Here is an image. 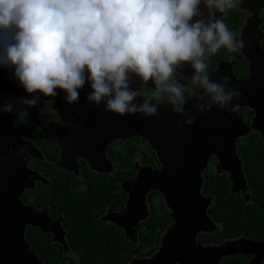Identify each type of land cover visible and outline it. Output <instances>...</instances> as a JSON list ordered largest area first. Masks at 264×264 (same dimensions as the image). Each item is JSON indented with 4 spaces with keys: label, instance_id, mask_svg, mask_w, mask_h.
Returning a JSON list of instances; mask_svg holds the SVG:
<instances>
[{
    "label": "clouds",
    "instance_id": "1",
    "mask_svg": "<svg viewBox=\"0 0 264 264\" xmlns=\"http://www.w3.org/2000/svg\"><path fill=\"white\" fill-rule=\"evenodd\" d=\"M240 3L0 0V68L29 94L17 98L27 108L36 107L41 96L57 97L60 92L66 103H78L87 85L85 99L94 107L103 104L105 111L121 116L158 118L159 106L167 103L170 111L187 117L182 124L191 125L195 116L185 109L187 88L200 90L193 105L198 113L213 106L227 111L242 95L238 85L229 88L213 79L208 65L221 48L240 51L241 44L222 18ZM201 4L207 8L206 21L198 18L203 16ZM184 64L194 69L190 84L176 75ZM133 76L141 82L138 89L132 87ZM149 81L150 94L145 88ZM138 97H143L142 103ZM27 108L14 112L9 100L0 112L23 120L29 115Z\"/></svg>",
    "mask_w": 264,
    "mask_h": 264
},
{
    "label": "flooded vegetation",
    "instance_id": "2",
    "mask_svg": "<svg viewBox=\"0 0 264 264\" xmlns=\"http://www.w3.org/2000/svg\"><path fill=\"white\" fill-rule=\"evenodd\" d=\"M200 10L203 15L207 12L203 4L200 5ZM222 18L229 31L235 34L241 48L234 54L221 48L209 58V71L224 83L245 80L251 72L243 50V40L251 39V47L257 42L259 49L264 52V8L250 9L239 4L223 14ZM187 67L190 65L184 64L181 69ZM193 73L194 71L188 75L184 73L185 84H190ZM176 75L177 78H182L181 73L177 72ZM145 88L150 94L152 86L147 84ZM15 90L23 93V96L29 95L18 85H15ZM89 91L85 85L80 91L79 102L74 104H68L62 99L63 92L57 97L41 96L36 107L27 108L29 115L23 120L11 114L16 128L20 130L22 139L30 150L21 157V177L34 178L32 186H26L19 198L22 205L21 219L27 220L24 236L30 249L43 264H48L49 261L83 264L85 258L94 259L93 251L95 252L94 248L98 245L94 229L105 238L106 243L119 248L116 254L121 253L122 257L126 254L127 245L131 243L133 252L122 262L130 264L137 258L150 256L157 251L162 244L165 229L172 224L171 219L150 244L141 238L140 232L136 242L130 239L127 216L125 219L129 200L126 188L130 187L129 183L137 178L140 170H157L161 165L150 144L142 137H117L106 141V137L101 133L104 131L103 127L107 130L105 126L109 125L103 121L117 119L110 112L102 110L103 104L96 107L90 105L85 99ZM199 93V89L187 88V102ZM235 109L243 121L251 126L257 116V110L250 106H237ZM253 132L263 135L262 131ZM242 139L244 138L240 141ZM238 145L239 155L243 160V173L248 179L247 192L238 188L233 190L231 174L218 166L220 162L215 157L210 159L205 172L212 170L219 176L225 175L230 182L229 191L240 195L246 206L253 203L258 208L259 192L253 183V172L259 171L264 180V169L255 167L247 171L246 161L241 155L240 142ZM205 185L204 173V187ZM203 193L213 197L209 207L211 215L217 197L204 189ZM151 197L153 209L150 210L146 221H142L140 230L153 218L155 203L160 201L164 210L170 213L159 193L155 191ZM80 212L85 215L82 217L84 222L79 220ZM220 228L221 225L217 223V229L200 233L197 240L200 241L203 235L210 236L218 232ZM235 238L204 244H220ZM255 239L264 241V233ZM245 257L248 264L250 256Z\"/></svg>",
    "mask_w": 264,
    "mask_h": 264
},
{
    "label": "water",
    "instance_id": "3",
    "mask_svg": "<svg viewBox=\"0 0 264 264\" xmlns=\"http://www.w3.org/2000/svg\"><path fill=\"white\" fill-rule=\"evenodd\" d=\"M240 5L250 9L264 8V0H241ZM198 18L206 21L208 12ZM243 50L251 73L245 80L225 83L229 88L238 85L242 93L232 101L229 110L213 106L210 111L196 112L193 105L199 93L185 105L188 115L195 116L191 125L182 124L187 117L170 111L168 104L159 106L158 118L110 112L117 121H103L109 125L105 126L107 130L103 127L101 133L106 141L117 137H142L150 144L161 165L157 170H140L126 188L129 200L125 219L127 216L130 239L138 240L142 221H146L152 210L151 194L155 191L164 198L172 219L157 251L130 264H225V258L236 255L250 256L248 264L263 263L264 241L247 236L220 244H204L197 240L200 233L217 229L209 211L213 197L203 193L204 172L210 159L215 157L220 162L218 166L231 174L234 191L238 188L247 192L248 179L243 173L238 143L253 130L262 131L264 135V52L257 42L251 47L249 38L243 40ZM179 71L184 83V73L188 75L194 69L187 67ZM212 77L219 81L213 74ZM140 83L138 77H132L133 88H140ZM148 84L152 86L150 81ZM15 85L8 78V70L0 68V106L11 100L14 110L27 108L19 103L17 98L23 93L15 90ZM137 99L143 102V97ZM237 106L257 110L251 126L243 121L235 109ZM102 110L105 111L104 105ZM28 152L11 114L0 112V264H43L26 241L27 220L21 219L20 193L34 182L33 177H21V157Z\"/></svg>",
    "mask_w": 264,
    "mask_h": 264
},
{
    "label": "trees",
    "instance_id": "4",
    "mask_svg": "<svg viewBox=\"0 0 264 264\" xmlns=\"http://www.w3.org/2000/svg\"><path fill=\"white\" fill-rule=\"evenodd\" d=\"M241 155L245 163L247 171L255 167L264 169V137L257 132H252L248 137L240 141ZM206 185L204 190L213 193L216 199V205L212 210L211 216L216 222L221 225L218 232L212 235H203L200 241L205 242H220L227 238L234 237H258L264 233V180L262 175L257 171L253 172V183L257 188V197H259L260 205L258 208L252 203L249 206L244 204L240 195L229 191V179L223 175L219 176L215 171L205 172ZM153 218L142 227L140 236L143 240L151 243L155 240L157 234L161 231L165 224L171 220L170 213L164 210L162 203L159 201L154 204ZM79 213L80 222H84V217ZM83 217V218H82ZM89 223V221H88ZM95 258L88 260L84 259L83 264H122L123 259L133 252L132 244L127 245V251L124 257L116 254L117 247L106 243L105 238L100 236L96 229ZM148 248V247H147ZM99 252V253H98ZM247 257L237 255L225 258V264H246ZM48 264H60L59 261H49Z\"/></svg>",
    "mask_w": 264,
    "mask_h": 264
}]
</instances>
